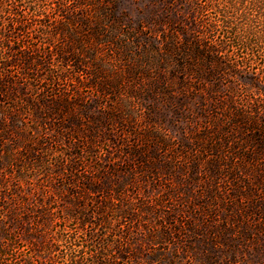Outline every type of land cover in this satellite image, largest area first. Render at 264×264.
Masks as SVG:
<instances>
[{
  "label": "rangeland",
  "instance_id": "1",
  "mask_svg": "<svg viewBox=\"0 0 264 264\" xmlns=\"http://www.w3.org/2000/svg\"><path fill=\"white\" fill-rule=\"evenodd\" d=\"M12 1L0 264H264V0Z\"/></svg>",
  "mask_w": 264,
  "mask_h": 264
},
{
  "label": "trees",
  "instance_id": "2",
  "mask_svg": "<svg viewBox=\"0 0 264 264\" xmlns=\"http://www.w3.org/2000/svg\"><path fill=\"white\" fill-rule=\"evenodd\" d=\"M9 0H0V53L3 55L4 60H2V64L0 66V81L5 80L9 82V67L12 64V61L17 60V54H16V47L14 45L15 40L13 39L12 36V30L14 28L18 27L19 29H23L26 32L28 29H30V24L28 22H25L24 19L25 15L23 14L22 16L18 14V7L16 6L17 4L14 3L13 1L10 2V4L5 5L6 2ZM72 0H56L53 6V9L55 11H58L59 14L62 15V19L59 20L58 24L54 27V30L56 32H61L67 33L69 35H74V25L75 19H72L66 15L64 10H66L71 3ZM74 1V0H73ZM82 3V2H81ZM83 3H87V1H83ZM100 14L103 16H96V21L93 23L92 30L94 31V35L103 42H106V25L104 21L106 20V12H104L103 8L99 11ZM97 13V10L95 11ZM20 15V17L18 16ZM64 16V18H63ZM67 17V18H66ZM88 20V18H85ZM84 21V18L82 19ZM65 22V23H64ZM86 24V23H85ZM42 30H48L47 24H40ZM38 49V48H37ZM36 49V51H37ZM71 49V46H69L68 50ZM65 50V51H68ZM192 51L194 52L195 55L197 56H204V60L207 59V61H211L209 58L211 56H208V54H205V52L200 49L199 46H196V44L193 46ZM62 53V52H59ZM15 59V60H14ZM23 59V63L25 66L28 65V60L27 57L25 58H19ZM22 62V61H20ZM11 82V81H10Z\"/></svg>",
  "mask_w": 264,
  "mask_h": 264
}]
</instances>
